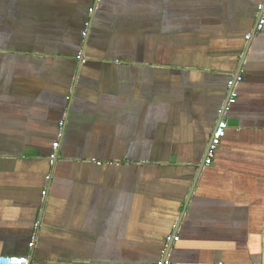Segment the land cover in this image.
Wrapping results in <instances>:
<instances>
[{
    "label": "crops",
    "instance_id": "1",
    "mask_svg": "<svg viewBox=\"0 0 264 264\" xmlns=\"http://www.w3.org/2000/svg\"><path fill=\"white\" fill-rule=\"evenodd\" d=\"M262 3L0 0V256L264 264Z\"/></svg>",
    "mask_w": 264,
    "mask_h": 264
},
{
    "label": "built area",
    "instance_id": "2",
    "mask_svg": "<svg viewBox=\"0 0 264 264\" xmlns=\"http://www.w3.org/2000/svg\"><path fill=\"white\" fill-rule=\"evenodd\" d=\"M101 2V0H95V5L90 8L91 13L95 11L97 5ZM264 30V3H262L259 6V16H258V21L257 25L255 28L256 32H260ZM84 34H87V31L84 32ZM251 34H247V38L249 39ZM82 55H79V58H81ZM239 80V78H238ZM236 83V82H235ZM233 81L231 82V85H233ZM237 93L235 91H232L231 96L229 98L228 104L225 106V110L227 111L229 109V106L231 105L232 102L236 101ZM229 126L228 120L225 117H222L218 122L217 125L213 131L212 134V139L210 142V145L208 147V152H207V157L205 160L206 166H209L213 163L215 152L220 146L223 137L226 134V130ZM55 152L51 155V160L52 162H55V159L57 158V150L60 146V142H55ZM98 163H102L101 161H98ZM46 195V191L43 192ZM179 237H169L168 240H177ZM35 241L31 242V246H33ZM0 264H30V258L28 256H0ZM156 264H171V261L169 258L166 256L162 257ZM223 264V263H220Z\"/></svg>",
    "mask_w": 264,
    "mask_h": 264
},
{
    "label": "water",
    "instance_id": "3",
    "mask_svg": "<svg viewBox=\"0 0 264 264\" xmlns=\"http://www.w3.org/2000/svg\"><path fill=\"white\" fill-rule=\"evenodd\" d=\"M224 115V114H223ZM206 157H207V155H206ZM206 157L204 158V161H203V163L201 164V168H203V166H204V164H205V160H206Z\"/></svg>",
    "mask_w": 264,
    "mask_h": 264
}]
</instances>
